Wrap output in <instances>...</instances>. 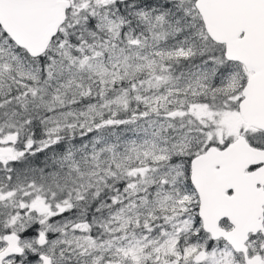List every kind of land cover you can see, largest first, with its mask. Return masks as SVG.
Listing matches in <instances>:
<instances>
[{"label": "snow or ice", "instance_id": "obj_1", "mask_svg": "<svg viewBox=\"0 0 264 264\" xmlns=\"http://www.w3.org/2000/svg\"><path fill=\"white\" fill-rule=\"evenodd\" d=\"M0 264H264V0H0Z\"/></svg>", "mask_w": 264, "mask_h": 264}]
</instances>
